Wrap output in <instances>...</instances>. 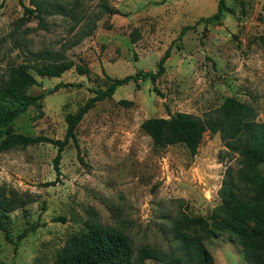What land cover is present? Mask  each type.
I'll list each match as a JSON object with an SVG mask.
<instances>
[{"label": "rangeland", "instance_id": "374dc122", "mask_svg": "<svg viewBox=\"0 0 264 264\" xmlns=\"http://www.w3.org/2000/svg\"><path fill=\"white\" fill-rule=\"evenodd\" d=\"M48 1L65 14L30 13L29 0H0V87L8 66L28 64L31 54H58L73 63L60 77L29 70L37 81L29 94L59 87L0 128V141L7 132L63 140L67 115L105 90L109 78L141 77L84 115L75 141L61 152L59 175L53 167L57 148L50 143L0 153V193L19 203L10 212L0 209L11 240L0 230V263L52 264L67 238L90 224L121 231L135 252L145 246L175 253L177 223L206 247L214 264H248L223 229L224 189L248 192L239 181L237 153L209 132L194 156L182 144L158 147L141 124L177 112L203 117L226 98L264 123V0H224L221 24L203 21L216 13L217 0ZM103 4L118 14L105 12ZM186 26L191 28L181 35ZM167 49L164 73L152 84L147 74ZM59 217L65 222L54 221Z\"/></svg>", "mask_w": 264, "mask_h": 264}, {"label": "trees", "instance_id": "16d2710c", "mask_svg": "<svg viewBox=\"0 0 264 264\" xmlns=\"http://www.w3.org/2000/svg\"><path fill=\"white\" fill-rule=\"evenodd\" d=\"M29 2L33 7L32 10L27 9L30 13L65 14L61 6L52 4L48 0H29ZM102 8L109 14H118L117 10L109 8L106 4H103ZM226 9L224 0H217L216 13L203 21L221 24ZM69 16L75 18V13L70 12ZM94 28V25L87 26V32L83 36L92 33ZM190 28V26L183 28L181 35ZM169 58L170 50L167 49L157 62L156 70L147 74L152 84L164 73V64ZM72 66L73 63L64 60L58 54L54 56L31 54V62L28 64L8 66L7 78L0 87V128L9 126L28 107L37 105L47 94L58 89L59 86H55L46 93L29 94L28 89L37 83L29 70H33L42 78L60 77ZM140 77L141 73H136L120 79L109 78L111 83L105 90H97L95 96L76 113L67 115V129L63 140L7 132L0 141V153L13 146L27 147L38 143H50L57 148L53 167L59 175L61 152L70 141H75V128L84 115L94 107L96 102L111 98L117 87L130 82L137 86ZM254 117L253 110L249 107L234 98H226L218 109L203 117L177 112L167 119L149 118L142 122L141 128L154 145L163 148L182 144L192 156L196 155L206 132L211 135L220 134L226 149L238 155L242 166L239 181L247 184L244 190L248 191L240 195V193L234 194L224 189L221 206L227 209L228 217L224 220L223 229L234 237L243 251L246 263L264 264V174L262 175L264 173V123L256 122ZM257 178L258 182H256ZM230 185L232 186L233 183L230 182ZM16 207H19L16 200H7L4 193H0L1 210L10 212ZM54 221L64 223L65 219L59 217ZM0 230L5 233V240L10 242V237L1 221ZM174 238L179 242V249L175 253H164L145 246L135 252L131 240L121 231L100 224H90L82 234H74L67 238L52 264H145L147 260L162 264H214L213 257L206 247L184 234L177 227V223H174Z\"/></svg>", "mask_w": 264, "mask_h": 264}]
</instances>
